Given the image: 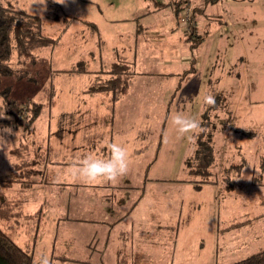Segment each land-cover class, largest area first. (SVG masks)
<instances>
[{
  "label": "rangeland",
  "instance_id": "374dc122",
  "mask_svg": "<svg viewBox=\"0 0 264 264\" xmlns=\"http://www.w3.org/2000/svg\"><path fill=\"white\" fill-rule=\"evenodd\" d=\"M2 1L41 17L43 35L57 39L53 48L34 51L35 59L40 60L32 69L35 82L2 80L0 84V90L9 87L12 99H31L43 107L40 116L31 121L32 113L25 112L27 106H23L28 117L21 119L29 122L25 129L14 124L11 117H0L4 141L0 144V178L12 177L14 160L10 154L20 143L29 145L30 155L50 148L48 159L61 163L44 171L46 184L22 196L15 187L0 189V193H13L21 200L22 213L34 214L29 221H13L18 243L35 245V257L47 256L50 264H114L123 252L115 238L122 226L118 220L109 225L103 212L95 210L105 209L114 221L123 216L120 210L126 208L125 202H133L137 206L131 219L137 220L135 214L147 208L151 195H160L168 199L165 203H190L194 210L190 225L177 231V252L182 258H192L182 264H233L264 249V0H223L212 7V14L228 21L211 24L202 44L191 50L182 35L191 27L184 20L187 13L175 19V9L169 8L139 21L134 17L137 7L151 12L154 2L167 0ZM86 21L95 23L96 29ZM137 22L146 28L139 36V48L122 49L131 41L130 32ZM172 27L175 29L170 33L167 29ZM104 43L107 50L102 53ZM116 55L135 75L128 93L112 106L101 94H83L91 86L93 74L77 75L70 70L85 60L89 72L98 71L99 66L116 60ZM193 56L199 68L190 74L189 67L182 65ZM208 75L216 82L207 84ZM218 94L221 97L215 103L205 105V97ZM210 106L215 110H209ZM112 111L115 123L105 129L102 124L107 123ZM178 112L200 124L206 121L200 129L207 136L212 127L214 131L212 183L201 184L197 191L189 181V165L193 163L187 165V160L201 131L197 132L198 127L180 134L174 123ZM238 129L254 131L255 136ZM88 140H97L91 155L104 159L110 155L111 141L124 146L129 153L127 173L115 181L89 183L81 179L74 162L89 155ZM100 147L107 152H98ZM182 209L184 219L186 207ZM215 210L224 237L217 259L206 261L198 255L199 228L212 224ZM155 213V222L164 223L162 214ZM161 251L151 245L145 257L136 256L134 262L160 264ZM177 262L174 259V264Z\"/></svg>",
  "mask_w": 264,
  "mask_h": 264
},
{
  "label": "trees",
  "instance_id": "16d2710c",
  "mask_svg": "<svg viewBox=\"0 0 264 264\" xmlns=\"http://www.w3.org/2000/svg\"><path fill=\"white\" fill-rule=\"evenodd\" d=\"M187 1L178 0L177 3L172 1L171 4L174 6L177 18L180 17V14H188L184 20L186 25L189 22L191 26L189 27L190 36L188 35L189 38L186 40L191 50L202 44L203 39L209 33L207 30L211 24L222 25L224 24L225 18L221 15L212 14L211 8L216 7L219 0ZM201 18L203 20L202 23L199 21ZM85 24L91 26L93 30L96 29L92 23L85 22ZM193 40L196 41L193 43ZM56 43L57 39L43 35V22L41 17L29 14L23 10L14 9L12 5L9 6L6 2L0 0V84L2 80H27L35 82L32 69L37 67L36 65L40 63V60L38 62L35 59L34 51L40 48H53ZM20 64H26L27 67H24V65L20 66ZM57 73L65 72L57 71ZM70 73L77 75L93 74V81L90 83L91 86L84 90L83 94L89 96L101 94L105 98H108L107 103H110L112 106H115L117 101L128 93L131 81L135 75L130 65L123 61L119 55H116V60L108 66L102 67L101 65L98 71L93 72H89L85 60H80L70 70ZM219 97L221 96L218 94L215 100ZM0 100V117L2 119L11 117L10 120L12 119L14 124L20 127L22 126V129H25L29 123L21 119V117H25L26 119L28 117L22 111L23 106H27V108L30 106V111L26 108L25 112L32 113L31 121L39 117L43 110L42 104H36L31 99L22 102L12 99L10 97L9 87L0 90ZM206 104L210 103L206 102ZM209 110L215 109L210 106ZM113 113L114 111H112L109 120H104L107 122L105 124L103 123L104 128L112 126L114 123ZM205 123L202 124L201 122L202 126L200 127L204 128ZM200 127L197 132L201 131ZM211 130L214 132L213 127ZM237 131L247 136H255L254 131L243 132L239 129ZM212 132H209L208 136L202 131L197 134L195 149L192 156L187 160V165L190 162L193 163L192 166L189 165L190 170H188V173L191 178L190 182L194 184L196 190L201 187V184L211 183L209 178L212 175V170L215 168ZM28 146L27 144L20 143L19 146L11 150L10 156L12 155L11 157L14 160L11 164L12 177L0 178V189L5 188L6 190H10L15 187V191L20 194L18 196H22L37 185L46 184L47 182L44 181V171H47V168L50 166L61 164L59 161L48 159V153L52 152L50 148H45V151L43 150L41 152L37 149L36 153L30 155ZM88 149L90 150L89 154L95 153L93 144ZM102 151L106 153L107 148H103ZM74 164L76 163L74 162ZM230 169L232 170V168L226 170L229 171ZM51 184L56 185L54 183ZM21 208V200L16 198L13 193L8 195L0 193V264H39L40 258L42 257L40 256L38 259L35 257V245L27 247L16 241L19 234L16 227L12 224L13 221H17L18 219L29 221L33 219L34 215L22 213ZM233 264H264V249Z\"/></svg>",
  "mask_w": 264,
  "mask_h": 264
},
{
  "label": "crops",
  "instance_id": "0c3cea01",
  "mask_svg": "<svg viewBox=\"0 0 264 264\" xmlns=\"http://www.w3.org/2000/svg\"><path fill=\"white\" fill-rule=\"evenodd\" d=\"M172 1H175L176 3L178 2V0H167L162 3L154 2L151 12L144 13V11H142L140 7H137L134 17L136 16L135 17L137 18L136 20L139 21V19H141L144 16H147L146 18H149L150 15L151 16L157 15L156 13L158 14L164 13L169 8H174L173 5L171 4ZM222 1L223 0H220L219 3H222ZM139 2H143V1L140 0ZM103 17L106 21L112 22V19L109 16H103ZM174 18L177 19L175 11H174ZM122 20L123 19H121L120 21ZM170 21L174 25L173 19L171 20L169 18V22ZM196 21H198V19H196ZM199 21L202 23L203 22L202 18ZM145 29H146L145 27L139 26V22H137L135 24V27L130 32L131 41L129 43H127L126 41L124 45V47L126 48L123 47L122 49L136 51L139 48V36L141 32ZM174 29L175 28L172 27L167 30L171 33L173 32ZM145 33H150V32L146 31ZM182 35H183V38H185L184 42H185L186 48L189 50V44L186 42L187 37L189 35L188 31L187 30L185 31L186 37L184 36V33ZM101 50H103L102 53L105 50H107L106 43L102 45ZM91 55L93 56L94 53H91ZM186 59L188 60V58ZM187 60H185V63L182 66L189 67L188 72L190 74L197 72L198 71L197 67L199 68V66L197 65V59L195 58V56L190 57L189 62ZM211 71H213L212 66L210 68V73ZM177 72L178 71L176 70L175 73ZM171 75H173V73ZM213 82H216V80L213 79L212 77H209L208 75L206 83L208 84V83H213ZM102 127H103V124H102ZM104 133L109 134L108 132H104ZM102 138H99V139H102ZM96 141L97 140H95V142L92 140H88V142H86L87 147L90 148V146L93 144V148L95 149ZM111 142L114 143L113 141ZM97 150L102 151V148L100 147ZM262 165L264 166V163ZM263 172H264V169L262 171V175H263ZM254 179L255 177L253 178V180ZM189 181H191V179H189ZM208 184L209 183H207V185ZM104 185L110 186V183L108 184L105 183ZM193 189L197 191L194 187V184H193ZM103 197H106V196L103 195ZM151 197L152 199L149 201L150 204L147 206V208L143 210H139L135 214V218L137 220L131 219V213L137 206V203L133 204V202H125L124 207L126 208L120 210V213L121 215L123 213V216L118 217L114 221H112L111 217H109L105 213V209L95 210L97 211V213L103 212V217L105 219L107 218L109 225H112V223H116V221L118 220L119 221L118 223H120V225L122 226L120 227L119 233L116 232L115 238L119 241L120 248L123 250V252L117 255L116 259L114 260V264H122V263L132 264V259L134 262V258L136 256L145 257V253H146L145 250L151 245H157L158 247L162 249L161 255L158 257V262L160 264H174V259L176 261L179 260V262H177L178 264H182V263H186L188 259H192L189 255H184L183 258L181 257V255H179V253L177 252V242H176V237L178 235L177 231L180 229H183L184 226L190 225V218H191L192 212L194 213V210L192 211V209L190 208V203L187 204V203L181 202L179 204L178 203L171 204V203H165L168 201V199L166 201L164 196L151 195ZM181 201H184V200H181ZM183 207H186V211H185L186 217L184 219H182V215H183L182 208ZM155 212H157L158 215L162 214L164 223L155 222L158 217ZM213 213L214 214L211 217L213 218L211 219L212 224H208V225L202 226V228H199V230H201V234H200V237H198V244H197L198 255L204 258L206 261H209V260L213 261L214 259H217L218 252L221 249V240L224 237L222 236L223 229H221L220 224L218 223V218L220 222V215H218L217 210H215V212ZM214 217H215V220H214ZM169 222H172V224L169 225L168 224ZM134 225H135V228H134ZM173 232H174V235H173ZM169 240L171 242H169ZM184 248H186V246H184Z\"/></svg>",
  "mask_w": 264,
  "mask_h": 264
},
{
  "label": "clouds",
  "instance_id": "9594fccd",
  "mask_svg": "<svg viewBox=\"0 0 264 264\" xmlns=\"http://www.w3.org/2000/svg\"><path fill=\"white\" fill-rule=\"evenodd\" d=\"M45 2L46 0H34V3L39 4H43ZM205 100L210 104L215 103V97L211 95L205 97ZM174 123L180 134L191 132L201 126L200 122L196 119L179 112L174 116ZM3 142V138L0 137V144ZM109 148L110 155L107 159L91 154L80 159L75 164L76 174L81 179L89 183H93L101 179L115 181L117 178L126 174L129 169V153L127 149L117 143H111ZM39 264H50V260L47 256H42Z\"/></svg>",
  "mask_w": 264,
  "mask_h": 264
}]
</instances>
